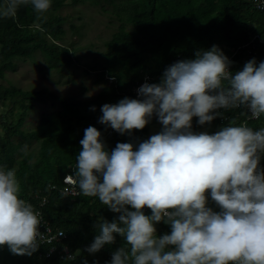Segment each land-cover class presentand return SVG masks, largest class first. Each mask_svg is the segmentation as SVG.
Wrapping results in <instances>:
<instances>
[{
	"label": "clouds",
	"instance_id": "9594fccd",
	"mask_svg": "<svg viewBox=\"0 0 264 264\" xmlns=\"http://www.w3.org/2000/svg\"><path fill=\"white\" fill-rule=\"evenodd\" d=\"M28 4L42 16L51 0H7L0 16L15 17ZM231 63L212 45L167 66L158 83L144 80L135 89L141 99L101 106L98 122L118 133L143 129L153 115L162 129L137 146L118 142L111 151L96 127L84 130L74 175L64 180L72 189L60 195L98 198L119 214L99 219L85 251L94 254L118 235L125 244L110 264H264V126L231 120L214 134L192 131L193 117L204 125L222 115L219 109L264 117V61L252 58L239 71ZM21 151L27 155L28 146ZM20 191L17 169L0 164V246L31 256L44 240L43 214ZM209 195L219 210L208 206ZM161 221L171 231L158 236Z\"/></svg>",
	"mask_w": 264,
	"mask_h": 264
},
{
	"label": "trees",
	"instance_id": "16d2710c",
	"mask_svg": "<svg viewBox=\"0 0 264 264\" xmlns=\"http://www.w3.org/2000/svg\"><path fill=\"white\" fill-rule=\"evenodd\" d=\"M65 0H51V6L42 16L31 4L21 6L15 17L0 16V77L2 69L15 65L16 59H27L39 53L48 68L68 70L79 66V57L71 44H61L65 16L56 14ZM79 2L84 0H71ZM7 0H0V9ZM105 9L111 5L112 13L124 16L127 25L120 24L111 37L103 42L104 50L84 66L85 74H95V83L103 84L100 92L91 98L59 97L47 88L24 90L15 85L0 83V103L7 106L4 132L0 135V164L17 169L20 181V198L41 209L44 218L53 228H60L65 237L54 242L56 249L46 256L49 244L39 245L31 256L14 255L8 246H0V264H110L112 253L125 241L116 236L112 244L90 254L85 251L97 230L100 218L112 221L113 213L98 198L61 197L60 189L66 175H74L76 157L82 150L80 140L89 126L101 132L108 151L118 142L137 146L148 139V124L133 129L131 134L118 133L110 126L99 123L101 106L118 103L124 97L141 99L135 91L144 80L158 83L167 66L184 59H194L197 50H208L212 45L230 58L231 71L242 70L244 64L255 58L264 61V9H257L253 0H94ZM42 29V30H41ZM110 79V81H109ZM53 102L52 109L43 111L34 129H21L25 116L38 104ZM94 106V110H93ZM18 108V111L15 109ZM222 113L210 123H197L192 118V131L207 126L214 134L229 121L246 119V109L217 110ZM225 118V119H224ZM249 126H264V117L246 120ZM149 123L161 125L155 115ZM162 127V125H161ZM19 135L15 142L12 136ZM31 141L37 148L21 149ZM260 166L264 168V154ZM54 185L55 187H49ZM42 196L46 202L40 205ZM208 206L219 210L208 197ZM146 215L151 214L147 207ZM157 235L170 233V225L156 223ZM63 245L71 254L79 250L75 259L60 256Z\"/></svg>",
	"mask_w": 264,
	"mask_h": 264
},
{
	"label": "rangeland",
	"instance_id": "374dc122",
	"mask_svg": "<svg viewBox=\"0 0 264 264\" xmlns=\"http://www.w3.org/2000/svg\"><path fill=\"white\" fill-rule=\"evenodd\" d=\"M94 0L72 2L65 0L57 9L56 14L65 16L62 23L64 34L59 41L61 44H71V50L79 57V66L68 70H56L48 68L45 59L36 53L31 58L16 59L15 65L2 69L3 76L0 83L4 86L15 85L24 90L47 88L59 97L91 98L100 92L103 84L95 83V74H85L84 66L91 59L97 58L99 52L104 50L103 42L108 40L120 24L127 25L123 15L116 17L111 10V5H104ZM110 81V79H109ZM53 102L38 104L35 110L30 111L24 118L21 129L31 130L38 124L41 112L51 110ZM18 111V108L15 109ZM7 106L0 103V135L3 134V122ZM161 125L148 123V138L161 131ZM208 127H201L193 132H207ZM19 135L12 136L13 141L19 139ZM24 145L26 143L24 142ZM30 149H36V142L31 141ZM157 228V225H155Z\"/></svg>",
	"mask_w": 264,
	"mask_h": 264
},
{
	"label": "built area",
	"instance_id": "2783aa9c",
	"mask_svg": "<svg viewBox=\"0 0 264 264\" xmlns=\"http://www.w3.org/2000/svg\"><path fill=\"white\" fill-rule=\"evenodd\" d=\"M253 4L254 6L259 9V10H263L264 9V0H253ZM231 58V56H230ZM230 58H228L230 60ZM230 70H231V64H230ZM220 110V109H219ZM247 112V110H246ZM248 113L246 114V120H253V119H248ZM225 119V118H224ZM243 121V122H245ZM68 176V175H66ZM65 176V177H66ZM65 177L63 178V182L65 180ZM55 187V186H54ZM52 187V188H54ZM67 187L69 188L70 190L72 189V186L71 185H66L64 183V185L61 187L60 191L62 192L63 189ZM75 191H79L78 188L74 189ZM69 196H72V197H76L77 195H69ZM46 202V197L45 196H42L41 198V201H40V205H43L44 203ZM146 208V207H145ZM144 208V209H145ZM39 210L41 213V209H37ZM43 214V213H42ZM39 231L43 234L44 236V240L39 244V245H43V244H49L50 247H49V250L48 252L46 253V256H49V254L51 252H53L55 249H56V245L54 244V242L56 241H59L61 240L62 238L65 237V234L63 232V235H58L62 230L60 228H53L47 221L46 219L44 218V215L42 216V221H41V224L39 225ZM51 240V243H48V241ZM60 256H66L67 258L70 256V255H73L69 252L68 250V247L66 245H63L60 249Z\"/></svg>",
	"mask_w": 264,
	"mask_h": 264
}]
</instances>
